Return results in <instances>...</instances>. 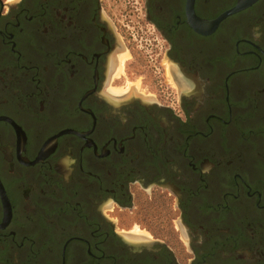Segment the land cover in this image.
<instances>
[{"label": "flooded vegetation", "instance_id": "1", "mask_svg": "<svg viewBox=\"0 0 264 264\" xmlns=\"http://www.w3.org/2000/svg\"><path fill=\"white\" fill-rule=\"evenodd\" d=\"M122 1L0 0V264H264V0Z\"/></svg>", "mask_w": 264, "mask_h": 264}, {"label": "rangeland", "instance_id": "2", "mask_svg": "<svg viewBox=\"0 0 264 264\" xmlns=\"http://www.w3.org/2000/svg\"><path fill=\"white\" fill-rule=\"evenodd\" d=\"M127 0L122 1L121 3H119V8H121L122 10L125 8V6L127 5ZM137 7H139V4H135ZM138 11L136 10L134 13L130 12V15H128L125 11L122 12V15H119V17L121 19L124 18V15L126 14L127 18L129 19V21L124 20V24H128L123 26L126 30L125 33L128 35V37L130 38L131 42L135 43V49L137 51H141L140 53L144 56H146V58H151V56L153 55V51H152V47L153 45L151 44L152 38L154 36V34H151L152 32V27H150L149 25L144 24L143 26V21L141 20L142 18V13H137ZM153 42V41H152ZM155 63L154 60L150 61V64ZM152 74L154 75H159V73L157 74V69H155L154 67ZM164 72L168 73V71L165 69ZM168 76V75H167ZM123 223H131V222H127L125 220H123ZM121 223V227H124V224ZM138 222H136L135 226H134V230L137 231L138 227H137ZM120 227V228H121Z\"/></svg>", "mask_w": 264, "mask_h": 264}, {"label": "water", "instance_id": "3", "mask_svg": "<svg viewBox=\"0 0 264 264\" xmlns=\"http://www.w3.org/2000/svg\"><path fill=\"white\" fill-rule=\"evenodd\" d=\"M252 1H254V0H237V2L235 3L234 6H232L231 8L223 11L220 15H218L216 18H214L212 20H202V19H200L198 17H195L194 24L200 30L213 29L219 23V21L222 18H224L225 16H227V15H229L231 13H234V12L246 7Z\"/></svg>", "mask_w": 264, "mask_h": 264}]
</instances>
